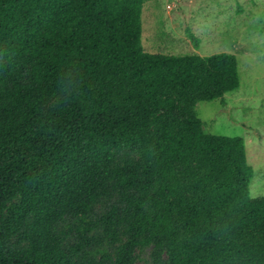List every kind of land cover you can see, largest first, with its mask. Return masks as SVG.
<instances>
[{"label":"trees","instance_id":"1","mask_svg":"<svg viewBox=\"0 0 264 264\" xmlns=\"http://www.w3.org/2000/svg\"><path fill=\"white\" fill-rule=\"evenodd\" d=\"M146 1L0 0V264H264L244 137L195 110L238 58L146 50Z\"/></svg>","mask_w":264,"mask_h":264},{"label":"rangeland","instance_id":"2","mask_svg":"<svg viewBox=\"0 0 264 264\" xmlns=\"http://www.w3.org/2000/svg\"><path fill=\"white\" fill-rule=\"evenodd\" d=\"M142 41L146 50L210 56L234 53L240 86L222 98L198 100L195 110L208 132L244 137L254 167L252 196L264 195V0H149L143 7ZM106 201L97 204L104 212ZM103 236V230L95 232ZM103 240V238H102ZM75 237L69 239L74 242ZM110 249L97 239L88 248ZM153 246H138L137 264H155ZM164 258H167L166 252Z\"/></svg>","mask_w":264,"mask_h":264}]
</instances>
